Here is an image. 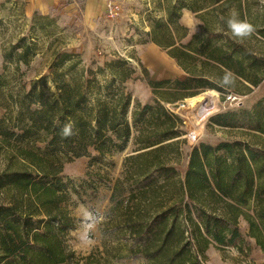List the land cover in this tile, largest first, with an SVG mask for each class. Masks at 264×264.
I'll use <instances>...</instances> for the list:
<instances>
[{
	"label": "trees",
	"instance_id": "16d2710c",
	"mask_svg": "<svg viewBox=\"0 0 264 264\" xmlns=\"http://www.w3.org/2000/svg\"><path fill=\"white\" fill-rule=\"evenodd\" d=\"M242 1L160 2L166 16L153 20L147 34L186 76L150 80L158 97L138 102L132 110L131 95L123 87L114 88L115 82L131 77L129 68H110L104 94L93 84L98 74L106 73L104 68H57L18 97L10 95L15 116L0 119V155L5 160L0 192L8 200L0 204V264H11L7 260L15 256L27 264H79L64 240L74 227L66 206L64 166L81 157L123 151L130 142L133 149L124 159L105 222L119 240L131 242L130 256L146 264H199L198 251L203 253L211 243L233 245L242 237L241 217L264 250V99L252 109L211 117L220 127L249 128L242 130L249 140L196 143L182 178L177 164L186 142L184 120L167 108L173 99L165 96L192 97L205 90L230 95L240 87L251 92L264 82V56L232 35L229 18L217 24L207 18L233 2L241 9ZM184 9L202 12V32L192 33L181 23ZM257 32L264 39V26ZM36 48L22 36L5 57L28 62ZM67 58L63 55L58 65ZM83 259V264H92L90 257Z\"/></svg>",
	"mask_w": 264,
	"mask_h": 264
},
{
	"label": "rangeland",
	"instance_id": "374dc122",
	"mask_svg": "<svg viewBox=\"0 0 264 264\" xmlns=\"http://www.w3.org/2000/svg\"><path fill=\"white\" fill-rule=\"evenodd\" d=\"M162 1L117 0V8L111 11L107 0H94L89 6L88 0H0V76L3 80L0 83V119L15 116L10 95L18 97L31 87L34 80L57 68L86 71L104 68L106 75L98 74L93 83L103 94L107 81L111 79L107 73L110 68H129L131 77L125 83L115 82L114 88L123 87L131 95V110L138 102L153 101L158 95L154 93L150 80H175L186 76L167 50L151 41L147 34L153 20L166 16L159 4ZM189 1L196 4L197 0ZM241 5L240 9L239 3L233 2L207 18L217 24L224 17L230 19L235 16L237 20L251 24L254 28L252 34L239 38L258 55L264 56V39L257 32L264 26V3L261 0H243ZM200 13L183 10L181 23L192 33L204 30ZM22 36L36 43L35 54L28 62L7 60L6 52ZM63 55H68V58L59 66L58 61ZM74 64L76 66L73 67ZM237 92L240 102H232L228 99L229 94L212 90L192 97H184L182 93L165 94L173 99V102L166 103L167 108L184 120L186 134L182 139L186 142L182 144L181 160L177 164L182 178L188 169L192 145L202 141L217 145L223 141L249 140L242 133V130L249 131L247 127L231 129L211 122V117L220 112L252 109L264 99V82L251 92L244 87L238 88ZM132 149L130 142L123 151L95 159L85 156L65 164L62 178L68 194L66 206L74 219V227L64 240L68 250L75 254L74 263L78 260L83 264L86 262L83 258L90 257L92 264L98 261L102 264H146L143 259L130 256L131 242L119 240L105 225L112 206L113 188L122 175L124 159ZM4 167L5 160L0 155V173ZM7 201L1 191L0 204ZM181 221L185 222L186 218H181ZM239 228L242 237L235 244L219 246L211 243L203 253L198 251L199 264H264V250L257 245L256 239L249 236V224L244 217L239 220ZM194 250L197 252L196 248ZM7 261L27 264L20 256Z\"/></svg>",
	"mask_w": 264,
	"mask_h": 264
},
{
	"label": "clouds",
	"instance_id": "9594fccd",
	"mask_svg": "<svg viewBox=\"0 0 264 264\" xmlns=\"http://www.w3.org/2000/svg\"><path fill=\"white\" fill-rule=\"evenodd\" d=\"M261 3H264V0H261ZM228 27L231 30L232 35L235 37H245L251 35L254 31V28L251 24L239 21L235 18V16L228 20ZM224 82H228L227 78H225ZM64 134H70V126L65 128Z\"/></svg>",
	"mask_w": 264,
	"mask_h": 264
},
{
	"label": "built area",
	"instance_id": "2783aa9c",
	"mask_svg": "<svg viewBox=\"0 0 264 264\" xmlns=\"http://www.w3.org/2000/svg\"><path fill=\"white\" fill-rule=\"evenodd\" d=\"M69 1H72V2H78L79 0H69ZM117 0H107V2L109 3L110 5V8H111V11H114L115 8H117V6L115 5V2ZM228 99L232 102H240V97L236 94H230Z\"/></svg>",
	"mask_w": 264,
	"mask_h": 264
},
{
	"label": "crops",
	"instance_id": "0c3cea01",
	"mask_svg": "<svg viewBox=\"0 0 264 264\" xmlns=\"http://www.w3.org/2000/svg\"><path fill=\"white\" fill-rule=\"evenodd\" d=\"M94 2V0H88V6L90 5V4H92Z\"/></svg>",
	"mask_w": 264,
	"mask_h": 264
},
{
	"label": "bare ground",
	"instance_id": "6f19581e",
	"mask_svg": "<svg viewBox=\"0 0 264 264\" xmlns=\"http://www.w3.org/2000/svg\"><path fill=\"white\" fill-rule=\"evenodd\" d=\"M213 92H216L215 90H212ZM199 97H201V96H199ZM189 99H191V98H189ZM194 145H192V147H193Z\"/></svg>",
	"mask_w": 264,
	"mask_h": 264
}]
</instances>
